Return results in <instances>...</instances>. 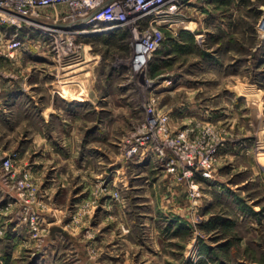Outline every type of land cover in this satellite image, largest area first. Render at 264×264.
Returning <instances> with one entry per match:
<instances>
[{"label":"rangeland","instance_id":"obj_1","mask_svg":"<svg viewBox=\"0 0 264 264\" xmlns=\"http://www.w3.org/2000/svg\"><path fill=\"white\" fill-rule=\"evenodd\" d=\"M256 1V6H241L239 0H195L188 11L178 15V22L162 27L164 39L142 77L132 66L128 29L76 35L78 56L61 66L65 72H74L58 78L52 72L47 85L40 83L12 95L16 106L0 113V149L13 157L14 175L9 186L0 180V264H181L182 253L197 260L199 255L190 249L187 255L186 250H179L173 260L153 252L152 227L141 225L144 216L139 212L154 214L151 203H142L143 195L159 196L164 182L175 179L186 184L190 222L199 227L204 221L199 207L206 191L202 179L217 176L223 179L225 191L247 200L252 189L249 183L236 191L232 184L264 178V90H260L261 104L241 97L234 105L223 99L229 91L222 86L231 87L235 79L218 73L220 68L232 71L240 65V78L251 69L256 87L264 84L258 29L264 0ZM12 30L5 27L6 37ZM19 37L24 50H35L32 42L46 40L37 27L26 23ZM238 38L255 47L257 57L254 61L251 57L249 64L241 54L235 59L231 54L219 57L218 44L232 45ZM49 43L38 47L52 52ZM4 69L8 72L10 68L6 65ZM80 88L87 89L85 95ZM62 98L81 102L63 106ZM200 98L214 100L208 104L215 108L213 115L201 113L208 108ZM152 100L156 110L170 114L172 132L190 130L182 142L187 151L215 147L209 174L195 172L192 176L196 190L189 189L190 178L167 170L166 163L176 155L163 139H153L166 147L163 157L149 148L125 156V146L142 126L148 115L145 106ZM175 111L181 118L172 116ZM24 173L31 187L20 190L14 182ZM34 224L39 228L37 238L31 236ZM220 231L230 234L223 242L225 264H234L239 255L246 264L255 260L264 264L263 245L239 251L233 248L236 238L231 229ZM244 234L246 239L264 243L260 229L244 230ZM166 238L159 235L163 245L171 247Z\"/></svg>","mask_w":264,"mask_h":264},{"label":"crops","instance_id":"obj_2","mask_svg":"<svg viewBox=\"0 0 264 264\" xmlns=\"http://www.w3.org/2000/svg\"><path fill=\"white\" fill-rule=\"evenodd\" d=\"M211 1L216 2L217 0ZM239 1L241 6L257 5L256 0ZM177 20L178 17L173 23L178 22ZM259 34L261 36L262 44L261 50H259L261 53L259 57L264 58V34ZM244 35L247 34L244 33ZM245 38H247V36H245ZM32 44L36 47L35 50L25 48V50L16 51L14 57L0 56V113L1 111H6V107L11 108L16 106L17 100L12 97L16 92H27L28 89H34L40 83L47 85V78H49L52 72H55L57 78L61 75V77H65L66 75H69V73L74 72L73 69L67 70L66 72V69H61L62 67L56 61L53 52L41 48L39 49L38 46L41 45L40 47L43 48L45 45L44 41L35 40ZM218 45L220 48L219 52L221 53V56L219 57H225V55L228 56L231 54L235 59L239 58L241 54L243 58L248 59L245 60L248 64L251 57L253 58V61L257 57L254 52L255 47L248 45L240 38L236 39V41L234 39L232 45L228 42ZM242 48L244 51H241ZM252 53H254L253 56ZM6 65L10 68L8 69V72L4 69ZM257 69L258 68H256L255 71ZM219 70L218 73L224 76H232L235 79L231 87L227 85L222 86L225 90L229 91L228 95L223 96V99H228V101H231L235 105V101L240 100L241 97H243L253 100L256 105L258 103L261 104V91L264 90V84L260 81L263 85L256 87L257 85L255 83L257 81L255 77L251 76V69L249 72L243 73V79L240 78L242 75V68L240 65L236 66L232 71H227L223 68H220ZM92 83L91 78V83L88 86L89 90L91 89ZM73 84L77 85L76 83ZM72 88L77 89L76 86H73ZM62 99L63 106L71 104L75 105L81 102L78 99ZM202 100L208 109L203 112L201 111V113L204 116L213 115L214 112L212 109L215 108H209L208 104L210 101L214 102V100L211 98L198 99L200 103ZM193 102L196 101L193 100ZM192 106H196V104H193ZM65 112L67 111L62 109L61 113H64L63 115H65ZM215 113L218 114L217 112ZM179 115L181 114H179L178 111L172 113L173 117ZM179 117L181 118V116ZM63 122L65 124V120H63ZM214 173H217V169H214ZM202 182L206 184V191L204 190L202 203L199 207V214L204 217V221L199 227L190 222L191 212L188 207L185 183L181 184L175 179H170L164 182L165 189L163 190V193H159V196L156 194L143 195L142 203H151L153 209L152 212H154V214L149 212H139L140 215L144 216L141 225L148 226L150 224L152 227L153 252L160 254V256L164 255L167 259L173 260L174 255L179 252V250H182V252L186 250V254L187 250L190 249L193 255H199V257L196 261H191L184 256V253H182L180 258H182L183 261L181 264H207V262L210 261V264H225L226 257L224 256L225 249L223 242L230 237V234L224 235L220 230H225L227 232L228 229H231L233 238H236V240L233 241L234 249L235 247H237L239 251H251L254 247L261 249V245L264 246V243L260 244V241L256 243L257 240L254 242L250 237L246 239L247 237L246 234H244V230L257 232L260 229L264 235V208L263 211L259 212L262 207H264V178H250L249 181L243 179L235 181L232 184L231 187H233V191H236L235 189L241 188L245 185V182L249 183L248 185L252 189L248 190L249 196L247 200L245 198L243 199L239 193L235 194L225 191L223 179L217 176L204 178L201 183ZM257 188L260 189L257 190ZM257 191H259V193ZM225 225H227L228 228H225ZM159 235H166L167 241L172 242L169 244L171 247H165L163 242L159 240ZM210 236H217V238L212 239ZM156 242L158 244H154ZM168 251L171 252V256L166 254ZM248 263L260 264L256 260ZM88 264L95 263L88 261ZM234 264H246V261H243L241 255H239L236 257Z\"/></svg>","mask_w":264,"mask_h":264},{"label":"built area","instance_id":"obj_3","mask_svg":"<svg viewBox=\"0 0 264 264\" xmlns=\"http://www.w3.org/2000/svg\"><path fill=\"white\" fill-rule=\"evenodd\" d=\"M194 1L0 0V56L14 57L16 51L24 50V44L19 37L23 23L37 27L45 36V44L49 40V45L53 48L52 52L60 66L76 60L78 56L77 46L74 43L76 35L104 34L117 29H128L132 47V66L138 76L142 77L153 52L164 39L162 27L170 28L171 24L165 23L163 18L169 15H183ZM56 24L60 26H54ZM6 26L13 28L8 37L5 32ZM258 29L264 33V15L258 23ZM152 102L153 100L145 106L148 115L142 126L135 130L128 146H125V156L129 158L149 148L163 157L166 154V147L153 142L155 137L163 139L167 148H172L176 155L166 163L167 170L190 178L189 189L196 190V182L192 176L195 172L201 176L209 174L215 147L212 149L210 145L211 149L205 152L193 147L187 151V147L182 142L185 141L190 130L185 128L172 132L168 125L170 114L156 110ZM12 161L13 157L3 154L0 149V180L4 186H9L14 176L11 171ZM14 185L20 190L29 189L31 183H28L27 173L15 180ZM192 194L196 195L193 191ZM38 229L36 224L32 226V237H38Z\"/></svg>","mask_w":264,"mask_h":264},{"label":"bare ground","instance_id":"obj_4","mask_svg":"<svg viewBox=\"0 0 264 264\" xmlns=\"http://www.w3.org/2000/svg\"><path fill=\"white\" fill-rule=\"evenodd\" d=\"M178 17V14L177 15H169L168 17H166V18H163L164 20V22L165 23H168V24H172L174 21H175V19ZM185 29H189V30H191V31H193V27L192 26H189V25H185V27H184ZM86 88H80V93L82 94H84L85 92H86ZM76 94H79V93H74V95H76ZM85 95V94H84Z\"/></svg>","mask_w":264,"mask_h":264},{"label":"water","instance_id":"obj_5","mask_svg":"<svg viewBox=\"0 0 264 264\" xmlns=\"http://www.w3.org/2000/svg\"><path fill=\"white\" fill-rule=\"evenodd\" d=\"M21 17L24 18V19H30V18L27 17V16H21ZM54 26H60V25L56 24V25H54Z\"/></svg>","mask_w":264,"mask_h":264},{"label":"trees","instance_id":"obj_6","mask_svg":"<svg viewBox=\"0 0 264 264\" xmlns=\"http://www.w3.org/2000/svg\"><path fill=\"white\" fill-rule=\"evenodd\" d=\"M116 31V30H115ZM113 32V31H112Z\"/></svg>","mask_w":264,"mask_h":264}]
</instances>
